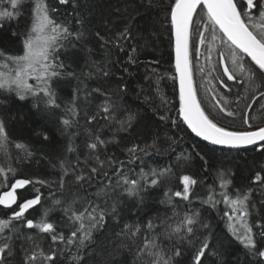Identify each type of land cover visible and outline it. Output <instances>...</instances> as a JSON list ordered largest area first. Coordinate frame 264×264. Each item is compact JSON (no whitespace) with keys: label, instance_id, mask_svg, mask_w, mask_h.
<instances>
[{"label":"snow or ice","instance_id":"obj_1","mask_svg":"<svg viewBox=\"0 0 264 264\" xmlns=\"http://www.w3.org/2000/svg\"><path fill=\"white\" fill-rule=\"evenodd\" d=\"M4 3L5 0H0V4ZM58 5L71 6L72 12L68 15L72 16L75 24L79 26L78 29L73 30L68 23L56 19L59 7L50 6L48 0H34L25 30L21 33L12 32V36L19 39L22 51L13 55L0 50V69H5L0 71V91L14 93L19 101L32 98L36 101L33 107L37 109L41 103L45 108L60 107L57 103V87L61 81L76 77L74 71L67 70L71 64H65L62 56H69L75 62V56L70 55L69 49H76L85 42L87 30L84 26L95 10L89 0H58ZM9 7L11 11L8 10ZM21 7L22 0H7L5 8L0 10V28L4 27L6 21L10 23L18 19L22 14L19 11ZM165 11L170 24V41L174 51L175 75L171 78L174 82H178L177 118L182 120L197 137L213 145L240 148L259 144V149L264 150V0H170ZM113 12L116 14L113 23L120 22L123 19L119 15L121 9L116 7ZM130 23L131 19H128L124 23L123 30L116 33L117 41L130 38ZM105 25H108V21H105ZM209 32L211 42L206 40ZM94 35L102 41V47L110 42L99 30ZM195 37H199V40L196 41ZM217 41L219 46L214 48L213 44ZM190 43L197 56L200 53L198 45L207 43L209 55L206 59L209 62L211 53L214 50L218 52L217 63L223 66V76L227 78L226 81L221 80V83L229 87V90L227 81H233L244 88L248 95L243 98L254 102L247 104V109L258 112L259 119L256 115H252L251 111L246 110L242 118L247 128L238 130L220 123L202 107L197 97V90L193 86ZM132 51L135 52V48ZM129 60L132 61L131 54ZM97 71L100 69L97 68ZM103 74L107 76L109 73L105 71ZM85 75L90 77L92 73ZM217 79L220 77L217 76ZM30 80L35 83H30ZM121 89L123 90L124 86H121ZM79 91V89L73 90L72 106L66 109L72 119L61 118L65 128H70L73 120L78 121L79 111L75 106V100ZM93 91L107 95L99 88ZM241 98L237 96L238 101ZM2 103L4 101L0 100V104ZM255 104H259V108H256ZM214 108L217 110V115L223 114L220 115L221 119L225 116H236V112L228 107V101L223 97L217 100ZM98 109L106 121L119 125L117 131H127L136 118L134 113L129 112L126 119H117L115 105L108 99L99 105ZM95 119L96 115L87 116L89 123ZM159 119L163 121L169 117L165 115L160 116ZM253 121L258 122L253 123ZM173 124H176V119H173ZM88 135L89 142L86 148L89 152L83 161V167L79 157L74 162H66L63 159L59 162L60 176L54 183L61 190L66 186L77 189L74 193H70L73 197L70 200H52L53 206L59 207L62 212L61 222L58 224L49 221L51 208L44 209L40 219L34 221L29 219L27 214L30 209L41 204L43 197L39 189H34L35 195L31 198L26 197L24 193L30 185L50 186V182L22 176L17 178L18 169L13 166L8 146L14 144L18 152H23L24 159L31 157L33 153L28 145L10 140L5 123L0 119V152L8 161L6 167L0 164V206L10 212L7 218H0V264H12L17 255L14 243L21 237L33 243L28 248H21L23 255L20 264H85L89 256L98 255L96 238L108 227V220L116 226L120 225L125 207L122 197L126 194L128 197L137 198L139 204H143L142 193L150 185H157L159 177L171 171V169H162L157 172L152 169L150 172H145L141 168L136 178H132L129 174L131 170H126L125 161L118 160L114 156L101 159L100 152L110 141L101 138L99 129L96 132L88 130ZM44 140H48L46 133ZM150 147H155V144L141 147L133 143L127 147L124 150L129 157L127 164L138 158L137 153H146V149ZM67 151H76L71 137ZM19 159L18 156L17 162ZM201 159L203 160L204 157L201 156ZM69 176L72 178L70 184L66 179ZM227 176L228 173L223 169L217 173L221 188H227L232 183ZM150 177L152 178L149 179ZM179 180L183 190L171 195L188 200L190 188L197 181L189 175H183ZM252 182L264 186V176L261 172H256ZM93 186L96 188L95 192H85V195H80L79 190ZM3 188L7 190H2ZM252 191L251 188L244 192L237 189L234 196L229 192H222L220 195L228 208L223 215L227 218L229 234L242 245L247 255L259 258L257 264H264V217L257 219L254 224L249 220L250 209L255 208L248 195ZM165 195L169 196L167 192ZM168 202L171 203V196ZM203 202L215 207L221 201L215 198L210 186L208 199ZM176 216L177 214L174 213L173 218ZM155 219L160 220L159 217ZM168 219L170 218L160 220L159 224L154 223L153 218H149L144 224L139 221L134 224L124 223L123 227L114 233V237L121 242L115 249L116 255L111 256L108 264H115L118 258L123 261L125 253L132 255L131 264H176V258L183 255L181 248L165 250L160 237L171 239L174 235H178L183 241L191 238L195 232V225L200 224L205 230L210 227L199 220L198 212L185 213L174 225L169 224ZM16 222L23 224L27 229H36L39 234L50 237V248L45 250L32 235L24 236L21 229L15 227ZM161 228L163 231H160ZM141 233H143L142 238ZM209 248V237H206L193 257V264H203L202 257ZM211 254L219 255L215 251ZM144 257L148 259L145 260ZM123 264L128 262L123 261Z\"/></svg>","mask_w":264,"mask_h":264},{"label":"trees","instance_id":"obj_2","mask_svg":"<svg viewBox=\"0 0 264 264\" xmlns=\"http://www.w3.org/2000/svg\"><path fill=\"white\" fill-rule=\"evenodd\" d=\"M169 2L170 0H89L95 10L84 26L87 30L85 42L76 49H69L70 55L75 56V62L69 56H62L65 64H71L67 70L74 71L76 77L61 81L57 87L59 108H45L41 103L37 109L33 107L36 101L32 98L19 101L14 93L0 91V100L4 101L0 104V119L5 123L10 140L28 145L33 153L31 157L24 159L23 152H18L14 144L8 146L13 166L18 169L17 178L22 176L50 182V186L40 184L28 186L27 192L24 193L26 197L31 198L35 195L34 189H39L43 197L40 205L29 210L28 218L38 221L44 209L51 208L49 221L58 224L61 222L62 212L59 207L53 206L52 200H70L73 198L70 193H74L77 189L66 186L61 190L54 183L60 176L59 162L61 159L74 162L79 157L83 167V161L89 152L86 148L89 142L88 130L96 132L99 129L101 138L110 141L101 150V159L114 156L118 160L125 161L126 170H131L129 174L132 178H136L141 168L145 172H150L152 169L157 172L162 169H171V171L159 177L157 185H150L142 193L143 204H139L137 198L128 197L126 194L122 197L125 207L120 225L116 226L108 220V227L96 238L98 255L89 256L85 264H108L111 256L116 255L115 249L121 242L114 237V233L118 232L124 223L134 224L139 221L144 224L149 218H153L154 223L159 224L160 220L170 218L167 222L174 225L185 213L196 212L199 213V220L210 226L207 230L197 224L190 239L182 241L178 235H174L171 239L160 237L165 250L181 248L183 255L176 258V264H193V257L206 237H209L210 248L202 257L203 264H257L259 258L247 255L242 245L229 234L227 218L223 215L228 208L220 194L229 192L234 196L237 189L241 192L248 188L253 189L248 195L255 208L250 209L249 220L254 224L257 219L264 217V204H262L264 186L252 182L256 172L259 171L264 176V150H260L259 146L236 150L215 147L193 136L177 118L178 91L176 82L171 78L174 76L172 44L170 24L165 11ZM33 3L34 0H22L20 17L10 23L6 21L4 27L0 28V50L13 55L22 51L19 39L13 37L12 32L21 33L25 30ZM48 3L52 7H59L56 14L59 22L68 23L73 30L79 28L72 16L68 15L72 12L71 6H59L58 0H48ZM6 4L7 0L4 4H0V10H3ZM116 7L121 9L119 15L123 19L113 23L116 15L113 9ZM8 10L12 9L9 7ZM81 10L83 11V5ZM85 15L87 16V12ZM128 19H131L130 38L117 41L116 33L123 30L124 23ZM105 21H108L107 26ZM97 30L110 41L103 47L102 41L94 35ZM194 39L198 41L199 37ZM206 40L211 42L210 32ZM198 46L200 53L197 56L190 43V60L193 86L197 90V97L202 107L224 125L238 130L247 128L242 118L246 110L251 111L258 119L260 116L258 112L247 109V104L254 102L243 98L248 93L237 83L227 81L230 90L221 83V80L226 81L227 78L223 76L222 67L217 63L218 52L214 50L211 53L209 62L206 59L209 55L207 43ZM218 46V41L214 42L213 47ZM133 48L135 52L132 51ZM129 54L134 62L129 60ZM97 68L100 71H97ZM4 70L0 69V71ZM105 71L109 73L107 76L103 74ZM89 72L92 73L90 77L85 75ZM217 76L220 79H217ZM29 82L35 83L32 80ZM121 86H124L123 90ZM96 88L107 95L94 92L93 89ZM74 89L80 90L75 100L79 117L78 121L73 120L70 128H65L61 118L72 119L66 109L72 106ZM237 96L242 98L238 101ZM221 97L226 99L228 107L236 112L235 117L225 116L221 119L220 115L223 114L217 115L214 105ZM106 99L115 105L117 119H126L129 112L135 114L136 118L127 131H117L118 124L109 123L103 118L98 106ZM255 107L259 108V104H255ZM91 115H96V119L89 123L87 116ZM165 115L169 119L163 121L159 119L160 116ZM173 119H176L175 125ZM257 122L253 121V123ZM45 133L48 140H44ZM70 137L76 149L74 152L67 151ZM133 143L141 147L154 143L155 147L147 148L146 153H137L138 158L127 164L129 157L124 150ZM18 156L19 162H17ZM201 156L204 157L203 160ZM7 163L4 154L0 152V164L6 167ZM221 169L228 173L227 178L232 181L227 188H221L217 178V173ZM183 175H189L197 181L190 188L188 200L171 195L183 190L179 180ZM66 179L70 184L72 178L69 176ZM210 186L215 198L221 201L215 207L203 202L208 199ZM79 191L83 196L85 192H95L96 188L86 187ZM166 192L171 196V203L168 202L169 196L165 195ZM174 213L177 214L175 218H173ZM9 215L8 210L0 208V218H7ZM155 217H159L160 220H156ZM15 227L21 229L24 236L36 237V242L45 250L50 248L51 240L46 234H39L36 229H27L19 222L15 223ZM160 231L163 229L161 228ZM142 237L143 233H141ZM32 243L23 237L15 241L17 255L12 264H20L23 255L21 248H28ZM213 251L219 255H212ZM123 261L131 264L132 255L125 253ZM123 261L118 258L115 264H123Z\"/></svg>","mask_w":264,"mask_h":264},{"label":"water","instance_id":"obj_3","mask_svg":"<svg viewBox=\"0 0 264 264\" xmlns=\"http://www.w3.org/2000/svg\"><path fill=\"white\" fill-rule=\"evenodd\" d=\"M172 62H173V69H174V75H175V68H174V51H173V47H172ZM221 67H222V70H223V66L221 65ZM176 84H177V91H178V82H176ZM181 122H182V120H180ZM182 124L185 126V128L193 135V136H195L196 138H198L199 140H201V141H203V142H206V143H208V144H211V143H209L208 141H204L202 138H200V137H197L194 133H192L191 132V130L190 129H188L187 128V126L182 122ZM211 145H213V144H211ZM213 146H215V147H219V148H225V149H233V150H236V149H245V148H250V147H254V146H259V144H257V145H249V146H244V147H240V148H230V147H228V146H223V145H213ZM0 208H3L2 206H0Z\"/></svg>","mask_w":264,"mask_h":264}]
</instances>
